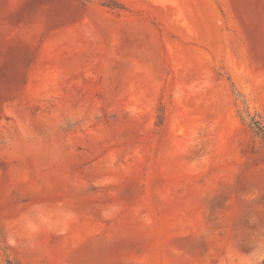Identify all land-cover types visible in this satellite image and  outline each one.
<instances>
[{
    "label": "rangeland",
    "instance_id": "obj_1",
    "mask_svg": "<svg viewBox=\"0 0 264 264\" xmlns=\"http://www.w3.org/2000/svg\"><path fill=\"white\" fill-rule=\"evenodd\" d=\"M264 0H0V264H264Z\"/></svg>",
    "mask_w": 264,
    "mask_h": 264
},
{
    "label": "trees",
    "instance_id": "obj_2",
    "mask_svg": "<svg viewBox=\"0 0 264 264\" xmlns=\"http://www.w3.org/2000/svg\"><path fill=\"white\" fill-rule=\"evenodd\" d=\"M253 125L255 126V128L258 130L257 134L259 136H261L262 141L264 142V127L260 126V124L258 122H253Z\"/></svg>",
    "mask_w": 264,
    "mask_h": 264
}]
</instances>
